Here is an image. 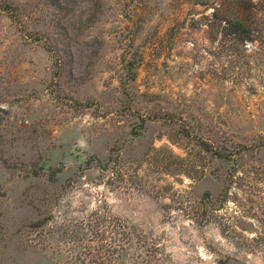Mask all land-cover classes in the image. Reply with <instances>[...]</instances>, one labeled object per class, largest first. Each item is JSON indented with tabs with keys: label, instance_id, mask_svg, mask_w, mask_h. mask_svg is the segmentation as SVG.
<instances>
[{
	"label": "rangeland",
	"instance_id": "rangeland-1",
	"mask_svg": "<svg viewBox=\"0 0 264 264\" xmlns=\"http://www.w3.org/2000/svg\"><path fill=\"white\" fill-rule=\"evenodd\" d=\"M53 193L166 264H264V0H0V264H63L23 229Z\"/></svg>",
	"mask_w": 264,
	"mask_h": 264
},
{
	"label": "trees",
	"instance_id": "trees-1",
	"mask_svg": "<svg viewBox=\"0 0 264 264\" xmlns=\"http://www.w3.org/2000/svg\"><path fill=\"white\" fill-rule=\"evenodd\" d=\"M3 10L9 11L7 7ZM234 24L236 33L241 35L244 32L242 22L236 20ZM201 145L212 156L222 159L230 157L204 141H201ZM122 160L110 155L97 165L102 172H109L108 178L112 179L120 173ZM166 169L168 171L163 172L171 173L170 168ZM209 195L204 192L200 196L198 208L190 215L197 225L214 222L215 208L210 205ZM59 199L56 193L45 194L41 198L43 213L23 228L30 234L28 242L31 245L38 241L46 243L49 248L53 246L57 254L63 257V264H166L162 243L138 225L114 214L104 196L95 198L92 208L81 205L71 209L70 203L59 205Z\"/></svg>",
	"mask_w": 264,
	"mask_h": 264
}]
</instances>
